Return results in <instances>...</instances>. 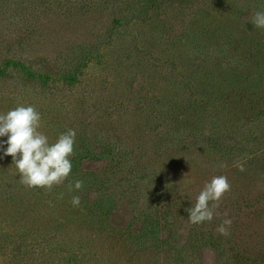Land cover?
<instances>
[{
    "label": "rangeland",
    "instance_id": "obj_1",
    "mask_svg": "<svg viewBox=\"0 0 264 264\" xmlns=\"http://www.w3.org/2000/svg\"><path fill=\"white\" fill-rule=\"evenodd\" d=\"M261 10L0 0V112L35 106L50 142L77 133L72 171L51 190L0 159V264H264ZM219 175L231 190L211 222L191 224L186 209Z\"/></svg>",
    "mask_w": 264,
    "mask_h": 264
},
{
    "label": "clouds",
    "instance_id": "obj_2",
    "mask_svg": "<svg viewBox=\"0 0 264 264\" xmlns=\"http://www.w3.org/2000/svg\"><path fill=\"white\" fill-rule=\"evenodd\" d=\"M256 28H264V10L257 11L250 20ZM42 115L33 105H17L7 112H0V159L12 157L19 174L20 182L28 188L51 190L68 178L72 171L70 157L74 153L76 130L67 129L58 135L54 142L41 129ZM6 137V139H4ZM244 170L242 163L236 165ZM223 167V165H221ZM83 182L76 180L69 186L79 191ZM231 190L228 178L224 175L213 176L205 182L195 198V204L187 208L188 220L191 224L199 225L211 222L214 209L224 194ZM73 207L80 205L79 196L71 199ZM232 224L230 218H225L217 227L221 235L227 236Z\"/></svg>",
    "mask_w": 264,
    "mask_h": 264
}]
</instances>
